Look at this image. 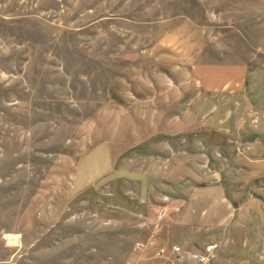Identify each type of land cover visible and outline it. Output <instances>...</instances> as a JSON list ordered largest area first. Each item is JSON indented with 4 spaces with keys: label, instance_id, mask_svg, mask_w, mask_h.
<instances>
[{
    "label": "rangeland",
    "instance_id": "rangeland-1",
    "mask_svg": "<svg viewBox=\"0 0 264 264\" xmlns=\"http://www.w3.org/2000/svg\"><path fill=\"white\" fill-rule=\"evenodd\" d=\"M210 246L264 264V0H0V264Z\"/></svg>",
    "mask_w": 264,
    "mask_h": 264
},
{
    "label": "built area",
    "instance_id": "built-area-1",
    "mask_svg": "<svg viewBox=\"0 0 264 264\" xmlns=\"http://www.w3.org/2000/svg\"><path fill=\"white\" fill-rule=\"evenodd\" d=\"M175 250L178 251V249H174V253ZM215 248L213 246L208 247L204 253H200V255L197 256L196 260L197 263L196 264H211L212 260H213V252H214ZM176 258V257H174ZM176 261V259H175ZM180 262H182V259H179Z\"/></svg>",
    "mask_w": 264,
    "mask_h": 264
},
{
    "label": "crops",
    "instance_id": "crops-1",
    "mask_svg": "<svg viewBox=\"0 0 264 264\" xmlns=\"http://www.w3.org/2000/svg\"><path fill=\"white\" fill-rule=\"evenodd\" d=\"M233 71V72H232ZM221 72L223 73V74H226V75H229L230 76V74H233V73H236L238 76H240V74L238 73V72H234V69H231V70H228V69H221Z\"/></svg>",
    "mask_w": 264,
    "mask_h": 264
}]
</instances>
